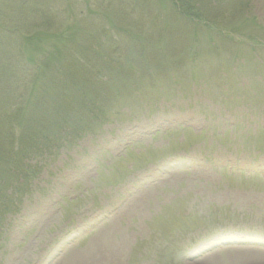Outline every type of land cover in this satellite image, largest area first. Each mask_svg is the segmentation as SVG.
I'll return each instance as SVG.
<instances>
[{
	"label": "rangeland",
	"instance_id": "obj_1",
	"mask_svg": "<svg viewBox=\"0 0 264 264\" xmlns=\"http://www.w3.org/2000/svg\"><path fill=\"white\" fill-rule=\"evenodd\" d=\"M208 5L222 35L263 39L264 0ZM200 22L170 0H0V56L42 54L57 37H100L108 60L114 41L218 48L170 53L168 76L123 87L93 135L42 162L0 229V264H264V53ZM8 75L0 62V84Z\"/></svg>",
	"mask_w": 264,
	"mask_h": 264
},
{
	"label": "trees",
	"instance_id": "obj_2",
	"mask_svg": "<svg viewBox=\"0 0 264 264\" xmlns=\"http://www.w3.org/2000/svg\"><path fill=\"white\" fill-rule=\"evenodd\" d=\"M171 1L188 20L208 22L205 11L211 0ZM27 36H23L24 42L20 40L24 47ZM174 36L175 49L168 42L164 49L160 42L137 41L123 44L124 51L114 41L109 47V60L100 37L87 44L78 42L82 47L78 44L70 47L69 41L67 46L64 38L57 37L42 54L17 51L14 55L24 56L19 63L21 68L17 67L20 56L9 52L10 55L0 56L9 72V83L0 84V229L7 218L20 211L32 182L40 174L42 162L56 158L63 148L83 136L93 135L119 108L123 87L140 86L136 83L142 81L155 83L160 75L168 74L161 69L168 67L163 58L169 60L170 53L174 55L176 50H185L190 58L204 54V50L193 47L195 41L189 35ZM219 36L229 40L232 36L247 37L248 47L264 53V37ZM14 37L20 39L18 35ZM212 41L206 56L218 53ZM202 47L205 48L203 43ZM253 60L264 65L261 56L255 55ZM25 74H30L29 79ZM141 90L137 88L134 92ZM144 95L139 93L142 98Z\"/></svg>",
	"mask_w": 264,
	"mask_h": 264
}]
</instances>
